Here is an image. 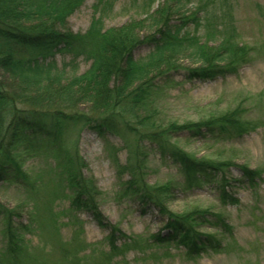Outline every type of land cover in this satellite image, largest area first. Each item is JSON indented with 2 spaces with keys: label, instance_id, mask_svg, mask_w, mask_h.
I'll list each match as a JSON object with an SVG mask.
<instances>
[{
  "label": "trees",
  "instance_id": "1",
  "mask_svg": "<svg viewBox=\"0 0 264 264\" xmlns=\"http://www.w3.org/2000/svg\"><path fill=\"white\" fill-rule=\"evenodd\" d=\"M79 1L0 0V181H28L29 175L20 170L12 153L21 144L46 147L60 170L59 177L49 174L54 191L49 192L47 200L66 188L72 210L86 212L100 228L108 230L104 243L108 251L100 254L109 260L117 251L116 239L125 240L126 236L101 214L94 181L81 174V159L64 146L70 134L82 127L117 134L124 125L136 136V143L152 142L163 158L179 168L187 183L221 186L220 198L224 200V188L231 181L226 171L233 165L192 157L169 142L171 130L180 129L189 138L221 141L245 133V123L233 112L179 127L160 126L155 118L156 95L162 90L161 84L171 80V73L177 70H184L187 80L214 78L224 70L245 64L252 49L237 40L229 0H199L188 14L180 11L182 0H165L155 8V0H148L144 5L146 17L141 21L104 30L98 18L91 21L85 33L77 34L68 30L64 21ZM254 7L264 17V7ZM174 17H178L176 22L172 21ZM145 26L150 32L139 37ZM141 43L149 45L150 51L136 60L132 51ZM56 53L69 56L71 61L82 57L89 62V68L82 74L74 72L63 77L54 62L48 61ZM185 58L196 66L177 65L179 59ZM83 104L87 110L80 108ZM154 126L158 131L145 129ZM5 136H9L7 141ZM237 167L241 174L238 181L251 188L256 180H264L260 170ZM42 179L38 178L39 186ZM126 185L124 193L155 207L164 217L165 234L151 236L154 244L173 243L187 254L196 255L223 250L217 233H228L230 227L222 214L197 208L186 214L169 211L164 198L171 192L170 183L141 187L131 180ZM17 214L0 203L5 238L0 264H31L35 259L29 260L22 245V233L27 227L13 223ZM51 223L57 231L56 223ZM205 228L214 231H203ZM64 257L63 263L73 264L72 259ZM43 262L38 260V264H47Z\"/></svg>",
  "mask_w": 264,
  "mask_h": 264
},
{
  "label": "rangeland",
  "instance_id": "2",
  "mask_svg": "<svg viewBox=\"0 0 264 264\" xmlns=\"http://www.w3.org/2000/svg\"><path fill=\"white\" fill-rule=\"evenodd\" d=\"M147 1L80 0L64 21L65 27L73 33L83 34L91 21L98 18L104 30L132 20L141 21L146 17L144 5ZM164 1L155 0L153 7ZM198 1L182 0L180 11L190 13ZM229 2L237 40L252 49L249 60L205 80H187L184 70L171 73V80L161 84L162 90L156 95L155 115L160 126L173 124L175 127L226 113L234 112L235 116H240L247 131L229 139L189 138L176 128L171 130L173 133L169 138L170 143L196 159L208 157L233 165L226 171L231 181L224 188L225 199L220 198L222 191L218 184L187 183L179 168L163 158L152 142L136 143V136L123 128L122 123L117 134L99 133L89 127L78 128L64 146L81 159V174L94 181L98 208L103 217L126 236L125 240L116 239L117 251L106 260L100 252L108 251L104 244L108 230L100 228L86 212L72 210L69 198L65 196L69 194L66 188L59 189V193L47 200L49 192L54 191L49 174L59 177L60 173L56 159L42 145L21 144L12 153L29 179L22 184L0 181V203L18 213L13 219L16 226L27 227L22 233V245L26 247L29 260L37 258L31 264H38V260L65 264L64 256L68 261L72 259L73 264H264V180H256L251 188L246 182L238 181L241 174L237 167L244 165L260 170L264 179V17L254 7L256 4L264 7V0ZM177 20L178 17L172 18L173 22ZM148 32L150 28L145 26L139 37ZM149 51L150 46L141 43L132 51V56L136 60L142 59ZM48 61L54 62L63 77L74 72L82 74L89 68V62L82 57L71 61L69 56L60 53ZM176 63L183 68L196 66L188 58ZM80 108L87 110L86 104ZM145 129L158 131L155 126ZM41 176L42 186H39ZM53 179L55 181L52 176ZM131 180L141 187L170 183L171 192L164 199L166 209L173 213L186 214L197 208L222 214L230 227L228 233H217L223 250L196 255L187 254L183 247L173 243L154 244L151 236L165 234L164 217L155 207L141 203L131 193H124L128 187L126 182ZM51 221L56 223L57 231ZM2 229L0 220V249L5 243ZM203 231L213 233L214 230L205 228ZM123 242L126 248H123Z\"/></svg>",
  "mask_w": 264,
  "mask_h": 264
}]
</instances>
